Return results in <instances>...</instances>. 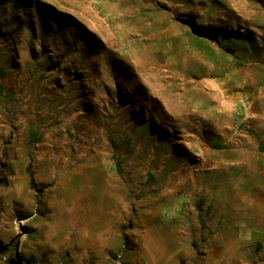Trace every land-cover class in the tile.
Wrapping results in <instances>:
<instances>
[{
    "label": "rangeland",
    "instance_id": "rangeland-1",
    "mask_svg": "<svg viewBox=\"0 0 264 264\" xmlns=\"http://www.w3.org/2000/svg\"><path fill=\"white\" fill-rule=\"evenodd\" d=\"M263 84L264 0H0V264H264Z\"/></svg>",
    "mask_w": 264,
    "mask_h": 264
},
{
    "label": "crops",
    "instance_id": "crops-1",
    "mask_svg": "<svg viewBox=\"0 0 264 264\" xmlns=\"http://www.w3.org/2000/svg\"><path fill=\"white\" fill-rule=\"evenodd\" d=\"M260 91H255L253 99L250 101L244 112L243 120L248 125L249 132L243 134H230L228 137V149L230 155H236L237 158L242 156L248 157L262 156L264 159V84L260 86ZM241 92H238V99L241 100ZM229 115L232 117V103L229 102ZM218 113L220 112L217 111ZM226 146V141L223 147ZM232 164V161H229ZM239 164V161H236Z\"/></svg>",
    "mask_w": 264,
    "mask_h": 264
},
{
    "label": "bare ground",
    "instance_id": "bare-ground-1",
    "mask_svg": "<svg viewBox=\"0 0 264 264\" xmlns=\"http://www.w3.org/2000/svg\"><path fill=\"white\" fill-rule=\"evenodd\" d=\"M72 6V5H71ZM81 16V15H80ZM139 75V74H138ZM213 82V81H212ZM211 82V83H212ZM213 85H215V83H213ZM217 85V84H216ZM159 88V87H158ZM162 89V88H161ZM212 91V90H211ZM220 97V96H219ZM161 100L162 102L165 104V106H167V108H170L172 109L173 111H176L177 112H180V111H183L184 110V107L182 105L181 102L178 101L177 98H175V96L173 95H168L166 93H163L161 95ZM185 104V103H184ZM221 105V104H220ZM6 106V105H5ZM228 108V107H227ZM168 110V109H167ZM171 111V110H170ZM226 111V110H225ZM179 115V114H178ZM208 119V118H207ZM82 184V183H81ZM72 187H70L69 189H67L65 191V197L63 198H66V199H74L76 201H83L85 200L86 198H88V190L86 189H82V185H78L77 183H74L71 185ZM90 197V196H89ZM65 199V201H66ZM246 220V219H245ZM259 222V221H258ZM242 223V222H241ZM240 223V224H241ZM245 224V223H244ZM258 224V223H257ZM260 224V222H259ZM229 250V249H228Z\"/></svg>",
    "mask_w": 264,
    "mask_h": 264
},
{
    "label": "trees",
    "instance_id": "trees-1",
    "mask_svg": "<svg viewBox=\"0 0 264 264\" xmlns=\"http://www.w3.org/2000/svg\"><path fill=\"white\" fill-rule=\"evenodd\" d=\"M190 25H192V29L194 30V32L198 33V34H201V33H210L212 32L211 28H208V29H204V28H201V27H196L193 23H189ZM235 45H232V44H229L225 50H227V52L231 53V52H234V47Z\"/></svg>",
    "mask_w": 264,
    "mask_h": 264
}]
</instances>
